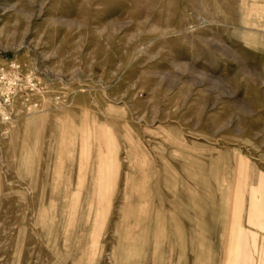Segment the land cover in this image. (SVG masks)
<instances>
[{
  "label": "rangeland",
  "instance_id": "obj_1",
  "mask_svg": "<svg viewBox=\"0 0 264 264\" xmlns=\"http://www.w3.org/2000/svg\"><path fill=\"white\" fill-rule=\"evenodd\" d=\"M11 61L0 264H264V0H0Z\"/></svg>",
  "mask_w": 264,
  "mask_h": 264
},
{
  "label": "built area",
  "instance_id": "obj_2",
  "mask_svg": "<svg viewBox=\"0 0 264 264\" xmlns=\"http://www.w3.org/2000/svg\"><path fill=\"white\" fill-rule=\"evenodd\" d=\"M32 71L22 72L19 65L11 61L6 65H0V122L7 123L12 120L14 112V101L19 93L24 95L23 106L28 112L36 108L38 103L33 101L31 92L34 89H42L38 86ZM69 95L57 92L52 97L54 107L67 104Z\"/></svg>",
  "mask_w": 264,
  "mask_h": 264
},
{
  "label": "bare ground",
  "instance_id": "obj_3",
  "mask_svg": "<svg viewBox=\"0 0 264 264\" xmlns=\"http://www.w3.org/2000/svg\"><path fill=\"white\" fill-rule=\"evenodd\" d=\"M103 152H104V150H103ZM103 152H102V154H103ZM113 179H114V171H113V161H112V159H109V160L108 159L107 160L106 159L105 160L101 159L97 163V171H96V173L94 175V181H93V182H95V186H96L95 189H96V193H97V196H98V200H103V199H105L108 196V191L110 189V186H111V183H112ZM98 200H95V201H98ZM106 202L108 203L107 200H106ZM102 207H103V205H102ZM102 212H103V210H102Z\"/></svg>",
  "mask_w": 264,
  "mask_h": 264
}]
</instances>
